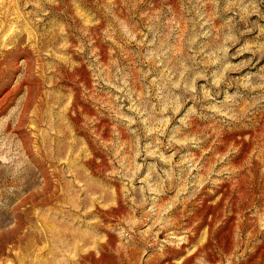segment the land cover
<instances>
[{
	"label": "rangeland",
	"instance_id": "374dc122",
	"mask_svg": "<svg viewBox=\"0 0 264 264\" xmlns=\"http://www.w3.org/2000/svg\"><path fill=\"white\" fill-rule=\"evenodd\" d=\"M19 35L0 264H180L209 227L216 259L187 264H264V0H0V69ZM44 172L48 201L23 203Z\"/></svg>",
	"mask_w": 264,
	"mask_h": 264
},
{
	"label": "bare ground",
	"instance_id": "6f19581e",
	"mask_svg": "<svg viewBox=\"0 0 264 264\" xmlns=\"http://www.w3.org/2000/svg\"><path fill=\"white\" fill-rule=\"evenodd\" d=\"M61 4V3H60ZM55 5V4H54ZM58 5V4H57ZM56 7V6H55ZM60 8V7H59ZM58 11V10H57ZM57 16V15H56ZM94 26V25H93ZM11 29V26L7 29V30H10ZM2 38L4 39V45H6V44H8V42H6V41H9L10 40V38H8L7 37V35H3L2 36ZM23 40H24V37H23V35H19L18 36V38H17V40H16V42L14 43V45L12 46V47H9L8 49H6V50H4L3 49V51H2V54L1 55H3V58H2V63L1 64H3L4 66L2 67L1 66V69H0V113H2V112H4L5 110H6V108H7V106L10 104V102H12V97H13V94H14V92H15V90L16 89H18L19 87H20V84H17V85H15L13 88H9L8 87V82L10 81V78L12 77V75H9V76H7V78H5V80L4 79H2L4 76H5V74H7V71H8V63H9V65H10V63H11V61H12V59L10 58V55L11 54H13L14 52H18L19 54H21L23 57H24V59H23V65H24V69H25V75L22 77V78H20L22 81L21 82H23V83H27V85H28V83H30V81L28 80V78H27V75H29V74H32V67H33V63H32V56H30V54L33 52V50L32 49H30L27 45H21V43L23 42ZM39 40V39H38ZM32 50V51H31ZM36 61V60H35ZM13 68H16L17 69V67H18V62H16V61H14L13 60ZM11 66V65H10ZM20 66V65H19ZM59 66H60V64H59ZM12 68V69H13ZM14 70V69H13ZM58 70V69H57ZM41 79V78H40ZM31 80V79H30ZM2 81V82H1ZM29 86H31V85H29ZM29 86H28V88H29ZM26 87V86H25ZM27 88V89H28ZM26 89V90H27ZM30 89V88H29ZM28 89V90H29ZM27 90V91H28ZM30 91V90H29ZM17 92V91H16ZM15 92V93H16ZM28 94V93H27ZM26 94V95H27ZM32 94H33V92H32ZM32 94L31 93H29L26 97H25V100H24V102L22 101V104L20 105V107H19V110H17V116H15V117H13V116H11L12 114H10V119L8 120V122H12V121H14L15 123H14V130L17 132V133H21L22 131H24L25 130V126L27 125L26 123V121H27V118H28V115H29V112H30V107H31V105H32V103H34V101H33V98H34V96H32ZM15 115V114H14ZM29 120V119H28ZM7 122V123H8ZM261 131V130H260ZM257 132V131H256ZM251 134V133H250ZM253 135V134H252ZM254 136V135H253ZM253 136H252V138H253ZM264 136V135H263ZM26 144H27V141L25 140V139H23V146L25 147L26 146ZM217 148V147H216ZM26 151L28 152V154H29V156L32 158V160H34V161H38L37 162V167L40 169L41 167H42V165L44 164L43 163V159H41V158H39V160L35 157V154L32 152V150L29 148V149H26ZM196 157V156H195ZM197 159V158H196ZM228 159V158H227ZM199 161V160H198ZM42 179H43V187L40 189V190H37L34 194H35V197H37V199L36 198H34V195H33V193L31 194V195H29V196H27V197H25L24 198V200L22 201L23 203H29L32 207H34V206H36V205H39V204H42V202L44 203V202H46V201H48L47 200V196L45 195V192H46V190H48L49 188H50V186H51V181H50V179H49V177H48V175L46 174V172H44L43 174H42ZM240 181V180H239ZM238 184V183H237ZM220 187V186H219ZM242 191V190H241ZM244 191V190H243ZM224 192V191H223ZM221 195V194H220ZM239 195H241L240 193H239ZM226 196V195H225ZM245 198V197H244ZM252 199V198H251ZM188 200V199H187ZM249 201V200H248ZM201 202V201H200ZM244 202V201H243ZM241 204V203H240ZM243 205V204H242ZM246 205V204H245ZM202 207V206H201ZM205 207V206H204ZM182 209V208H181ZM197 210V209H196ZM203 210V209H202ZM112 211V210H111ZM174 211V210H173ZM200 211V210H199ZM233 211V210H232ZM177 214H178V212H177ZM202 214V213H201ZM240 214V213H239ZM131 216V215H130ZM178 216V215H177ZM180 216V215H179ZM238 216V215H237ZM182 218V217H181ZM193 218V217H192ZM168 219V218H167ZM200 219V218H199ZM191 220V219H190ZM197 221V220H196ZM196 221H194V222H196ZM191 222V221H190ZM190 222H187L186 223V226L188 227V229L189 230H191L190 232V234H187L186 236H185V239H186V241L187 242H192L193 241V235H195L196 236V234H198V233H200L199 232V230H198V227L199 226H193ZM207 222V221H206ZM231 223V222H230ZM170 224V223H169ZM195 224V223H194ZM198 225V224H197ZM17 226H18V223H17ZM17 226H16V228H17ZM164 226V225H163ZM208 226V225H207ZM210 226V225H209ZM208 226V227H209ZM165 227V226H164ZM16 228H14V229H12V230H10L11 231V233H15V229ZM126 228V227H125ZM18 229V228H17ZM209 229H210V227L207 229L206 228V231L205 232H203V240L202 241H200V242H198L196 245H195V247H194V249H192L193 251L190 253V254H188L187 256H185L183 259H181L182 261H181V263L180 264H187L191 259H193V258H196V257H198L199 255H202V257H203V260H205V261H209L210 262V260H212V262H213V259L215 258V254H214V252L210 249L211 247H209V241H208V239H209ZM189 230H188V232H189ZM2 231V230H1ZM0 231V232H1ZM26 232V231H25ZM200 234H202V233H200ZM199 234V235H200ZM1 235H2V233H0V237H1ZM15 235V234H14ZM22 236V235H21ZM24 236V235H23ZM20 237V238H18V242L20 243V242H22V240L24 239V237ZM179 236V235H178ZM7 237V236H6ZM153 237V236H152ZM175 237V236H174ZM2 238V237H1ZM180 238V237H179ZM229 239L231 238V237H228ZM13 240V239H12ZM16 241H17V239H15ZM14 240V241H15ZM154 240H155V238H154ZM198 240V239H197ZM196 241V240H195ZM17 242V243H18ZM27 243H28V241H27ZM26 243V244H27ZM196 243V242H195ZM221 243V242H220ZM233 243V242H232ZM183 244V243H182ZM216 244V243H215ZM224 244V243H223ZM222 244V245H223ZM236 244V243H235ZM102 245V244H101ZM219 245V244H218ZM227 245V244H226ZM225 246V245H224ZM124 247V246H123ZM172 248V247H171ZM176 248V247H175ZM181 248H183L184 249V247L183 246H181ZM180 249V248H179ZM183 249H181V250H183ZM233 249V248H232ZM231 249V250H232ZM92 251V250H91ZM184 251V250H183ZM187 251V250H186ZM189 251V250H188ZM219 252V251H218ZM9 253V252H8ZM92 252H90V251H87V255L89 256L90 254H91ZM259 253H261V252H259ZM263 253V252H262ZM174 254V253H173ZM173 254H169V253H167V247H163V250H162V252H161V256H163V257H159L158 259H159V261L160 260H162V258H164L165 260H166V263L165 264H175V263H173L172 261H170V257L171 256H174L175 257V255H173ZM217 254V253H216ZM93 255V254H92ZM91 256V255H90ZM124 256V255H123ZM226 256V255H225ZM250 256H252V255H250ZM118 257V256H117ZM130 257V256H129ZM222 257V256H221ZM241 257V256H240ZM85 258V257H84ZM123 259V258H122ZM216 259V258H215ZM214 259V260H215ZM257 259H259V258H257ZM244 260V259H243ZM263 260H264V258H263ZM121 262V261H120ZM220 262V261H219ZM218 262V263H219ZM156 264V263H155ZM163 264V263H162ZM211 264V263H210ZM232 264H261V261L259 260L258 262L256 261V262H254V263H252V261L251 262H249V259H246V260H244V262H238V263H236V262H232Z\"/></svg>",
	"mask_w": 264,
	"mask_h": 264
}]
</instances>
